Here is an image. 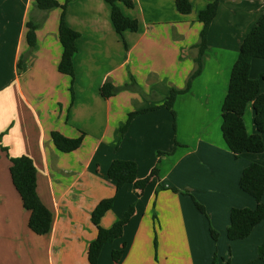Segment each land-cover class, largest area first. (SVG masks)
<instances>
[{"label":"crops","instance_id":"obj_1","mask_svg":"<svg viewBox=\"0 0 264 264\" xmlns=\"http://www.w3.org/2000/svg\"><path fill=\"white\" fill-rule=\"evenodd\" d=\"M58 1L44 10L36 0H0V264H90L88 250L98 232L92 211L113 196L103 227L123 218L131 205L135 211L123 235L104 246L98 264H262L264 223L237 240L228 238L227 228L233 207L257 206L239 181L251 162L264 164V150L235 157L221 126L232 68L264 0H219L202 72L177 96L176 121L164 102L173 87H185L196 68L199 11L209 0H190L188 14L178 10L176 0H133L132 8L120 2L140 24L123 35L109 2L71 0L66 21L80 33L74 77L59 70L66 0ZM28 22L39 24L35 48L27 40ZM263 72L264 59L254 58L251 76ZM107 81L121 87L108 98L101 93ZM142 109L147 110L121 135L129 114ZM254 116L250 102L244 115L250 134L258 132ZM53 131L72 138L84 133V139L78 149L62 152ZM20 155L34 159L38 193L53 212L47 234L30 229V212L13 183L10 157ZM116 159L135 161L140 179L155 166L159 172L142 193L133 183L117 189L108 175ZM118 249L124 251L116 262Z\"/></svg>","mask_w":264,"mask_h":264},{"label":"trees","instance_id":"obj_2","mask_svg":"<svg viewBox=\"0 0 264 264\" xmlns=\"http://www.w3.org/2000/svg\"><path fill=\"white\" fill-rule=\"evenodd\" d=\"M36 1L38 7L44 10L60 5L58 0ZM70 1L66 0L61 5L62 14L59 26V37L63 45V54L59 63V70L62 73L74 77V55L77 51L76 40L80 33L69 26L66 21V7ZM106 1L111 5L112 20L118 33L123 35L127 30L137 31L139 29L140 24L138 19L126 14L119 4L123 2L127 7L132 8L134 7L133 0ZM176 6L183 14H188L193 9L190 0H176ZM218 8L219 0H209L207 6L199 11V20L203 23V28L200 33V40L196 44L198 48V53L195 57L196 68L188 77L185 87H173L164 102V105L173 113L175 121L176 112L174 110V104L177 96L181 93L188 92L193 80L202 72L204 53L208 47V30L218 13ZM38 26V23L28 22L27 40L31 48H35L37 44L36 29ZM254 58L264 59V11L243 40L239 56L231 71L228 92L222 105V133L227 145L237 158L245 151L262 152L264 150V139L262 135L264 134V92L261 91V80H264V72L257 78L251 76V65ZM131 85H126V87H131ZM71 90L72 92L74 91L72 87ZM120 90L121 87L107 81L102 86L101 93L104 97L108 98L117 94ZM250 102L253 103L255 112L254 122L258 129V132L254 134L248 133L244 119L246 108ZM146 110L142 109L131 112L127 121L120 127L121 135L128 128L132 119ZM2 136L3 133L0 134V141ZM52 139L60 151L71 152L81 146L84 133L79 137L72 138L59 131H53ZM2 149L8 151L6 146H2ZM10 159V172L13 183L21 196L24 208L30 212L28 222L30 229L40 235L49 233L52 229L54 215L50 208L42 201L38 193V169L34 159L29 155L10 157ZM137 172L138 166L133 160L116 159L108 169V175L116 181L117 189H120L127 183H133L138 192L142 193L151 178L158 174L159 168L155 166L148 176L141 179L137 177ZM239 185L242 190L256 199L257 206L255 208L233 207L231 209L230 224L227 228V236L230 240L246 238L258 224L264 223V164L254 161L246 166L240 177ZM172 189L175 192H180V189L176 187ZM183 193L189 194V191H184ZM192 197L197 209L209 216L205 206L194 196ZM114 201V196L102 199L92 211V222L97 226L98 232L96 238L89 246L88 258L90 264H98L104 246L123 235L126 224L134 214L135 207L131 205L123 218L117 220L109 228L103 227L101 225L102 217L113 207ZM211 233L214 239H217L218 232L211 229ZM123 251L124 249L113 251V257L116 262H119ZM258 256L262 264H264V241L258 247Z\"/></svg>","mask_w":264,"mask_h":264},{"label":"rangeland","instance_id":"obj_3","mask_svg":"<svg viewBox=\"0 0 264 264\" xmlns=\"http://www.w3.org/2000/svg\"><path fill=\"white\" fill-rule=\"evenodd\" d=\"M124 8H125V10L127 11V8H126L125 6H124ZM172 188H173V187H172ZM172 188H171V189H172ZM159 189H160V188H159ZM172 190H173V189H172ZM173 191H174V190H173ZM185 194H186V193H185Z\"/></svg>","mask_w":264,"mask_h":264}]
</instances>
